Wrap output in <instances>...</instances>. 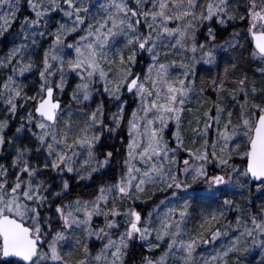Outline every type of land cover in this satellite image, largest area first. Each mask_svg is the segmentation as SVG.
Masks as SVG:
<instances>
[{"label":"snow or ice","instance_id":"snow-or-ice-1","mask_svg":"<svg viewBox=\"0 0 264 264\" xmlns=\"http://www.w3.org/2000/svg\"><path fill=\"white\" fill-rule=\"evenodd\" d=\"M150 3L149 8L144 0H135V5L129 7L126 0H107L99 6L102 13L91 14V8L83 0H48L47 3L45 0H28L35 19L29 21L25 17L21 22L24 40L28 39L27 29L39 25L49 12L60 11L65 17H74L71 26L57 22L55 31L48 34L52 42L43 53L40 87L35 95H25L23 85L15 79L16 75L22 76L35 67L31 58L24 62L29 45H15L0 57V68L10 67L12 71V75L3 80L0 98L6 96L4 104L11 114L17 111L18 97L32 102L34 111H29L27 119L29 124L35 119L40 133L33 135L41 146L47 145L42 149L47 153L43 167L57 175L74 173L81 181L90 179L92 173L109 165L113 157V152L108 151L103 160L97 159L95 149L104 130L115 133L122 128L126 117L127 143L123 168L115 183L101 185L91 200L77 199L56 205L59 229L52 227L50 218H42L41 209L53 202L50 196L59 199L66 194L69 181L62 180L61 190L55 193L45 181L36 182L34 178L40 170L24 159L26 148L17 149L11 162L12 169L19 171L9 172L0 165V256L16 258L8 264H49L50 261L70 264L64 255L71 253L62 255L61 246H67L65 232L73 227L89 237L94 235L98 240H106L95 256L91 255L86 243L83 248L85 258L76 264H126L129 249L136 240L143 242L141 247L147 245L149 253L141 257V264H170V257L175 258L176 264H227L225 258L229 253L243 255L248 251L240 247L245 237L264 248V239L257 241L254 236V233L264 236V220L258 221L253 215L250 217L252 227H248L238 216L236 230L239 235L230 246L215 250L214 255L199 259L196 256L199 245L211 244L228 235L220 230L219 221L225 215L223 209L231 208L233 201L224 199L220 203L219 197L230 190L234 177L241 188L244 187L243 178L256 182L257 189L264 190V102L253 103L250 99L246 74L231 78L238 72L236 62L231 63V73L226 66L223 75L213 77L210 83L204 82L199 89L195 85L196 64L200 61L209 65L217 63L215 50L225 45L232 50L243 48L241 40L250 38L251 57L264 61V0H235V3L233 0H150ZM4 4L8 5V11L0 15V37L7 39L10 34L15 39L19 33H10V30L17 18V4L0 0V5ZM62 5H66L67 10ZM237 20L245 23L246 28L234 31L224 45L217 44V34L208 25L215 22L223 26ZM201 26L207 27L203 43L197 39ZM142 28L147 32L141 31ZM44 34L39 33L40 36ZM70 34H76L77 39L67 43ZM31 35L35 37L36 33ZM36 44L37 40L33 38L32 45ZM161 49H164L163 53ZM69 51L74 55L69 56ZM144 52L150 59L146 69L140 59ZM175 56L181 57L179 64L176 59L169 61V57ZM137 65H141L140 71H136ZM177 68L182 71L174 76L172 73ZM259 71L264 75V67ZM57 74L59 81L53 79ZM70 74L79 80L71 94L76 104L90 100L92 92L101 85L103 92L99 94L117 101V111L109 118L111 125L104 122L102 103L90 114L82 113L86 117L82 126L72 119L73 112L56 95L57 90L65 91ZM190 76L193 79L190 80ZM209 87L215 92L216 100L208 110L201 113L200 109L204 107L201 104L193 113L188 107L190 98L193 95L201 97ZM124 93L136 102L130 116L125 104L118 103ZM257 93L256 87L252 86L251 96ZM259 93L264 95V89ZM241 94L242 101L238 99ZM226 97L230 98L233 109L238 106V112L229 110L224 103ZM186 110L192 113L196 125L191 127L193 121L188 122L193 133L192 145L203 139L195 150L185 147L182 135ZM65 112L67 118H63ZM202 120L203 128L200 127ZM173 123L176 128L171 137L175 141L174 148L165 139V131L170 130ZM213 124L215 136L210 140ZM5 127L7 120L0 121V132ZM21 128L16 131L19 133ZM4 142V137L0 136V144ZM77 149H86V157L79 159L84 153ZM181 153L187 154L182 167L177 158ZM237 158L240 164L234 162ZM24 174L28 179L23 178ZM12 175L14 180L9 179ZM149 187L171 191V197L166 196L147 216L132 205L122 210L125 201L140 200ZM194 203L201 205L199 214L203 218L199 225L201 231L196 235L185 230ZM167 204L172 206L159 212V208ZM99 216L104 217V226L94 229L93 218ZM241 227L243 231H240ZM79 243L77 238L76 244ZM157 251L159 256L155 255ZM236 264H240L239 258Z\"/></svg>","mask_w":264,"mask_h":264},{"label":"rangeland","instance_id":"rangeland-1","mask_svg":"<svg viewBox=\"0 0 264 264\" xmlns=\"http://www.w3.org/2000/svg\"><path fill=\"white\" fill-rule=\"evenodd\" d=\"M19 1H24L26 3V0H9V2H11V3H16L17 8H18V2ZM37 2H38V0H37ZM45 2L47 3L48 0H45ZM106 2H107V0H83V3L91 8V14H97L98 12L102 13V10L100 9L99 6L101 4L106 3ZM126 2L129 4V7H133L135 5V0H126ZM27 3H28V0H27ZM144 3L149 8L151 7L150 0H144ZM233 3H235V2L233 1ZM27 6H28V4H27ZM62 7H64V9L67 10L66 5H62ZM27 8L30 9L29 6ZM5 11H8V5L7 4L0 5V15H3ZM34 16H35V14H34ZM72 19H74V17L71 19L68 17H65L63 15V13L60 11L49 12L47 17L41 19V22L39 25L33 26L30 29H27V31L29 33L27 40H24V38H23L24 33L21 32V27H20V30L17 31V33H19V36L15 39H13V37H10L8 39L9 43L6 46L5 51H1L2 48L0 46V57H4L7 54L8 50L15 45H19L21 43H25V44L29 45V48L27 49L25 57H24V62L27 63L29 61V58H31V60L35 64V67L33 68V70L31 72L24 73L22 76L21 75L15 76L17 83L23 85L25 95L29 96V93L27 92L28 86L30 87V91H32V92L35 91V88H37L36 90H38L40 87L39 70L42 68L43 53H44L45 49H47L48 46L52 42V40L49 38L48 34L50 32L55 31L56 27L58 26L57 22L66 23L69 26H71ZM30 20H32V19H29V21ZM45 21H47V28H45ZM205 24L208 25V22H205ZM169 26L175 27V24H170ZM208 26L213 27L214 30H216L214 28V26L218 27V29H220V30L225 28V27H230L229 34L227 36H225V38H223L221 40L216 39V43L219 45H224L225 41L230 39L231 34L234 31H241V30L246 28V24L239 21V20H237L235 22L229 21L226 25H223V26L217 25L215 22H214V26L211 24ZM84 27H87V25H84ZM141 31L146 33L147 29L142 28ZM32 32L36 33L35 37H33L31 35ZM40 32H44L45 33L44 36H40L39 35ZM206 32H207V27H205V26H201L198 29L197 39L199 42H201V43L204 42ZM10 33H14V32H12L10 30ZM80 34L82 35L83 33L81 32ZM7 36H11V35L8 34ZM1 38L2 37H0V40H1ZM33 38H35L37 40L36 45H32V39ZM76 39H77L76 34H70V36L68 38H66V42L72 43ZM249 39L241 40V43L244 46L248 47L244 51H242V48H237L235 50H232V49L227 48V46L225 45L223 48H217L215 50V54L217 56V63L212 64V65L205 64V63H203V61H200L199 63H197L196 64L197 75L195 77L196 88L199 89L204 83L202 80H200L204 76L202 75V73L199 75V73H200L199 71H201L202 69H210L212 72H214L213 77H215V76L220 75L219 74L220 70L218 71V69L224 68L226 65H228L229 61L231 63L236 62L238 64V71L243 73V75L246 74L248 77V81H249L248 90H249L250 99L252 100V102L253 103L264 102V95H261L259 93L260 89H264V75H262L261 72L259 71V69L261 67H264V61H259L258 59H253L251 57L252 48H251V45L249 43ZM164 42L167 43L168 41L165 40ZM122 43H123V41H122ZM163 51H164V49H161L162 53H163ZM68 55L72 56V55H74V52L69 51ZM188 55H191V54L189 53ZM143 56H144V58L142 60L143 61V67L146 69L147 63L150 62V59L148 57L147 52H144ZM197 56H199V54H197ZM171 59H176L177 64H179L181 57H179V56L169 57V61ZM161 62H165V61L163 59H161ZM185 62H187V61H185ZM245 66H248V69ZM229 67L231 68V65ZM140 70H141V65H137L136 71H140ZM181 71L182 70L177 68L176 71H174L172 74L175 76V75L179 74ZM8 75H12V71H11L10 67L9 68H0V87H2L3 80ZM236 76H238V75H236ZM213 77H211L206 82L210 83V81ZM53 79L56 81H59V75L57 74ZM189 79L191 80V79H193V77L190 76ZM67 81L68 82L65 86V91L60 92L59 90H57L56 95L60 98L61 95L64 93L63 96L68 102L65 104V106L68 107L73 112L72 119L74 121H78L80 126L83 125V121L86 118L85 115H83L82 113L90 114L93 110L96 109L97 105H99L101 103L104 104L101 97H104L107 99L108 105L114 103L115 105L113 107V112L117 111V101L114 98H110L106 94H103V95L99 94V93L103 92L102 85L97 90H94L92 92V98L90 100L84 101L82 104H76L75 101L72 100L71 94H72L73 89L75 88V85L79 82V80L74 75L70 74L67 77ZM36 82H37V84H36ZM252 86H255L256 89L258 90L257 95H255L254 97L251 96V87ZM124 94H126V93H124ZM205 98L207 100V104H205ZM4 99H6V96L4 98H0V121L7 120V126H8L9 114H11V113L8 112V106L4 104ZM238 99H240L241 101L243 100L242 94ZM130 100H132L134 102L133 97ZM190 100H191V103L188 105V107L192 108L193 113L196 112L199 105L204 104V107L200 109V111L202 113L203 111L208 110V108L211 106L212 102H214L216 100V94L209 87V88H206L205 92L202 94L201 97L198 98L196 95H193L190 98ZM229 101H230V98L226 97L224 103L227 105L229 110H233V111L238 112V110H239L238 106L235 109H233V104ZM126 102H127V100L121 99L118 103L127 105ZM17 104H18V107H17L16 113H17V116L20 117L19 121H22V123H19V125L13 130L12 135L10 137H8L3 144H0V165H4L9 170V172L19 171V169H12L11 162H12V159L16 155L17 149L23 150L26 148V149H28V151L25 152L24 159L28 160L33 167H36L40 170V174L34 178L35 181L36 182H39L41 180L45 181V178L43 176V170H45V168L43 167V165H44V161H45V157L47 156V153H46V151H43L42 149H46L47 145L41 146L39 141L33 135V133H36V134L40 133V129L35 126V119L31 123V124H34V126H35V132L30 131V125L31 124H29V121L27 119L28 113L30 111L28 109V108H30L29 103H27V101L23 97H18L17 98ZM135 107H136V102H134V105L131 108V111ZM130 114H131V112H130ZM130 114H129V116H130ZM211 114L213 116L215 115L214 110L212 111ZM110 117H111V115H110ZM110 117L108 116V118H107L109 125H111V121L109 119ZM63 118H67V112L64 113ZM226 118H227V114L225 113V119ZM190 120L193 121L191 127H195L196 125H195V121H194V117H193L192 113H189L186 110L184 113L183 122H182V124H183L182 135L184 136V139H185V147H190V148H193V150H195V148L200 147V145L203 143V139L197 140L196 144L194 146L192 145L193 133H192L191 127L189 126V123H188ZM105 124H107V123L105 122ZM21 125H23V128H21ZM112 126H114V125H112ZM200 127L203 128V120L201 121ZM17 128H21V131L19 133L16 131ZM6 129H7V127H5L3 129V131L0 132V136L4 137V132L6 131ZM175 130H176L175 124L173 123L171 125L170 130L165 131V139L169 140V146L173 147V148L175 147V141L172 140L171 137H172V132H174ZM126 131H127V121H126ZM73 132H75V128L73 129ZM114 134L115 133H109L107 131V129H105L103 136H107V137L111 138ZM214 136H215V124H213L212 132L210 134L209 139L211 140L212 138H214ZM31 139L32 140L36 139V142L39 144V146H37V147L41 150L38 151L37 153H34V151L28 145H26V143L29 142V140L31 141ZM69 142H71V141H69ZM238 142L243 143L242 141H238ZM126 143H127V132H126ZM97 147H96V149H97ZM96 149H95V152H96L97 159L103 160L104 158H101L98 155ZM124 149H125V147H124ZM77 150L82 151L84 153V155L79 157V159H83L86 157V155H87L86 149H77ZM177 158L180 161V166L182 167V161L187 158V154L181 153L178 155ZM234 162L236 164L241 163L238 158ZM78 166L79 165H77V167ZM137 166H139V165H137ZM105 168L100 169L98 172L92 173V175L95 173H97V174L102 173ZM210 170L214 171L215 169L210 168ZM49 173H50V176L57 174L51 170H49ZM70 175L74 178V180H77V181L79 180L74 173H70ZM81 175H84V173H81ZM118 177H119V175H118ZM23 178L25 180L28 179L26 174H24ZM9 179L14 180L15 176L12 175L9 177ZM181 179H183V176H181ZM88 180L89 179H86L84 181H88ZM115 182H106V183H103L101 185H107L109 183H115ZM241 182L244 184L243 188H241L240 185L238 183H236V177H234L233 186H230V190L226 191L223 195H220V197H219L220 203H222V201L224 199H229V200L233 201L231 208L225 207L223 209L225 212V215L220 219V221H221V220L228 218L227 224H225L224 229L223 230L220 229L222 232H227L228 235L218 238L217 241L212 242L211 244L199 245L197 248V252H196V256L198 259L201 256L207 257L210 255H214L215 250H223L224 247L230 246V243L233 239H235V236L239 235V232L236 230V220H237L238 216L241 218L242 223L244 221L247 222L248 227H252L250 217L253 215L257 217L258 221L264 220V212L261 211V209H264V190H258L257 184H253L249 179L244 180L243 178H241ZM61 187H62V180L58 185V189L57 190L55 189L54 191H52V193L59 192L58 190ZM201 187H204V186L201 185ZM98 188H97V190H98ZM148 192H150V195H152V196H154L153 192H155V194H158V199L153 201V203L149 204L148 208H146L145 210H143V211L139 210V211H142L145 216H147V213L149 211H152L155 208V206L159 204V202L161 200H164L166 196L171 197V191L164 192V191H159L157 187H149V189L141 197L140 200H137L135 202H133L132 200L125 201L124 205L122 206V210H123V207H127L128 205H132L133 207H136V210L138 211V207L144 204L143 201L147 198L146 196H147ZM96 194H97V191H96ZM50 198H51V200H53L55 197L50 196ZM93 198H94V196L89 198V199L73 198L71 200H69V199L63 200L61 203H68L69 201H75L77 199L91 200ZM175 202L176 201L173 200V203H175ZM50 205L51 204H45L44 206L50 207ZM171 206H172L171 204L161 206L159 208V212L162 213L165 211L166 207H171ZM237 206H239V209H237ZM108 207H111V204H109ZM213 207H216V205H213ZM193 208H194V211L192 212V217L186 222L185 230L187 232H190L192 235H196L197 232L201 231L199 229V225L203 222V218L199 214L201 211V205L198 203H194ZM208 211H211V209H208ZM48 218H50L52 221H56V222L59 221L58 217L55 214V210H54L52 217H48ZM229 225H231V227H229ZM103 226H104V217L103 216L93 218L94 229L100 228ZM219 226H220V223H219ZM121 230H123V229L121 228ZM212 230L215 231L216 227L213 226ZM240 231H243L242 227H241ZM65 235L68 237V242H67V246H64V245L61 246V252H62V255L69 253V252L71 253L70 256L64 255V259L68 260L70 262V264H76L77 261L85 258L83 255V248H84L86 243L89 245L90 253L92 256H95L96 252L103 246V243H106V240H104V241L98 240L94 235L89 237L86 234H84L81 230L76 229L75 227H73L72 230L66 231ZM254 236L257 239V241L264 239V236H261L257 233H254ZM77 238L80 240V243L78 245L76 244ZM113 238H115V237H113ZM184 238L188 239L187 236H185ZM206 238L210 239V237H206ZM153 240H154V237H153ZM134 242L139 243L140 245L143 243L139 240H136ZM143 247L147 250V245H144ZM164 247L166 248L167 245L165 244ZM240 247L242 249L247 248L248 251L246 253H244L243 255H241L240 253H229V255L225 258L227 261V264H236V261L238 258L240 260V264H264V248H261L259 246V243L253 244L251 238L245 237V238H242L241 243H240ZM45 250H46V245H45ZM159 254H160L159 251H157L155 253L156 256H159ZM169 259H170V264H176L175 258L170 257ZM49 264H53V262L50 261Z\"/></svg>","mask_w":264,"mask_h":264},{"label":"trees","instance_id":"trees-1","mask_svg":"<svg viewBox=\"0 0 264 264\" xmlns=\"http://www.w3.org/2000/svg\"><path fill=\"white\" fill-rule=\"evenodd\" d=\"M235 2V0H233ZM27 3V0H26ZM24 1H19L18 2V11H17V18L13 24V27L11 28V31L14 33H17V31L20 30L21 27V22L24 21L25 17H28L29 19H34L35 16L33 12L27 8V4ZM211 25L214 26V22L211 23ZM216 29L215 32L217 34V39L221 40L225 38L229 34V29L230 27H225L223 29H218V27H215ZM12 36H7V39L5 37H2L0 40V46H1V51L6 50V46L9 43V38ZM248 47L244 46L242 48V51L246 50ZM144 56H140V59L143 60ZM247 62V61H246ZM245 63V62H244ZM248 63V62H247ZM231 65V62L229 61L227 67ZM225 66V67H226ZM224 67V68H225ZM248 69V66H245ZM224 68L218 69L219 74L223 75ZM217 71V72H218ZM230 73L232 72V69L229 67ZM199 75L202 73L204 76L200 80L203 82L208 81L211 77L214 76V72H212L210 69H202L199 71ZM221 72V73H220ZM236 75H243V73L239 72L233 75L231 78H236ZM37 79V78H36ZM256 83V82H255ZM37 84V82H36ZM229 87H231V84H229ZM35 88V91H30V87H27V92L29 93V96L35 95L37 90ZM64 94V93H63ZM63 94L61 95L60 99L62 100L63 105H65L67 100L64 98ZM132 97L129 94H123V99L127 100L126 104V113L127 115L130 114L131 108L134 105V102L130 100ZM101 99L104 102V111H105V122L108 124V116L110 117L111 113L113 112V104H109L107 102V99L104 97H101ZM29 103L30 108H28L30 111H34L32 102L27 101ZM20 117L17 116V113L15 114H9V124L7 126L6 131L4 132V140H6L8 137H10L13 133V130L19 125V123H22V121H19ZM126 121L127 117L125 120L122 122L123 126L122 128L117 129L115 134L110 138L107 136H103L100 144L97 147V153L101 158H104V153L111 151L113 152V157L111 158L110 164L106 166V168L103 170L102 173H95L91 176V178L88 181H81V180H74V178L69 174H61V175H53L50 176L49 170L45 169L43 170V176L45 178V183L46 185L51 189V192L54 191L55 189H58V185L61 182V180H68L70 188L67 191L66 194H62L61 198L57 199L54 198L50 205V207L43 206L41 209V216L43 217H52L55 207L57 204H60L63 200H71L73 198H80V199H89L93 196H95L97 188L106 182H115L119 177L118 175L120 174V171L123 168V160L125 156V149L124 146L126 144ZM30 131L35 132V126L34 124L30 125ZM33 151L34 153H37V149H39L37 146L39 144L36 142V139L26 143ZM2 157V156H1ZM61 188H59L58 191H60ZM169 192V191H168ZM147 198L143 201L144 204L138 207L139 210H145L148 208L149 204L153 203V201L158 199V194H155L154 196L150 195V192H148ZM51 200V198H50ZM228 218L221 220L220 223V229L223 230L225 224H227ZM52 227L55 229H59L61 227L59 221H52ZM27 223V222H26ZM223 226V227H222ZM45 229H47V225H44ZM149 253L144 247H141L139 243L133 242L132 246L129 249L128 255L126 257V264H141V257L143 255H148ZM11 260H6V261H0V264H8V262Z\"/></svg>","mask_w":264,"mask_h":264},{"label":"water","instance_id":"water-1","mask_svg":"<svg viewBox=\"0 0 264 264\" xmlns=\"http://www.w3.org/2000/svg\"><path fill=\"white\" fill-rule=\"evenodd\" d=\"M252 183L257 184L256 182H252ZM0 258H1L2 261L8 260V259H16V258H13V257H2V256H0Z\"/></svg>","mask_w":264,"mask_h":264}]
</instances>
